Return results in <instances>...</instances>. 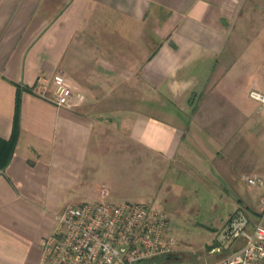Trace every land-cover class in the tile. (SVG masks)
I'll return each instance as SVG.
<instances>
[{"label":"crops","instance_id":"obj_1","mask_svg":"<svg viewBox=\"0 0 264 264\" xmlns=\"http://www.w3.org/2000/svg\"><path fill=\"white\" fill-rule=\"evenodd\" d=\"M249 22L264 24V0H0V264H40L57 215L113 204L103 182L133 157L237 167L239 78L215 77ZM55 74L81 103H52ZM260 198L228 219L241 207L264 226Z\"/></svg>","mask_w":264,"mask_h":264},{"label":"rangeland","instance_id":"obj_2","mask_svg":"<svg viewBox=\"0 0 264 264\" xmlns=\"http://www.w3.org/2000/svg\"><path fill=\"white\" fill-rule=\"evenodd\" d=\"M215 78H224L225 82L239 78L237 167L211 168L203 158L204 152H193L197 156L192 160L176 161L177 170L173 173L165 162L156 169V161L149 160L146 166L141 158L133 157L123 162L116 177L103 182L117 197L113 204L152 203L166 214L165 235L176 243V253L170 262L173 264L217 261L220 254L209 252L218 231L212 229L223 226L237 207V200L255 210L264 195V187H250L242 180L252 175L264 178V112L247 101L249 90L264 92V24L249 22L238 26ZM219 88L221 94H229L228 85ZM152 163L156 164L151 167Z\"/></svg>","mask_w":264,"mask_h":264},{"label":"built area","instance_id":"obj_3","mask_svg":"<svg viewBox=\"0 0 264 264\" xmlns=\"http://www.w3.org/2000/svg\"><path fill=\"white\" fill-rule=\"evenodd\" d=\"M42 80L38 78L36 91L45 96ZM50 82L54 105L83 101V95L61 74L53 75ZM248 97L264 112V92L253 88ZM242 180L250 187H264L260 176H244ZM259 209L261 220L264 195ZM166 226V214L145 202L67 205L57 215L52 233L40 241V264H173L176 243L165 235ZM239 241L240 248L212 264H264V226L261 221L251 225L243 210L226 221L209 252L221 255Z\"/></svg>","mask_w":264,"mask_h":264}]
</instances>
